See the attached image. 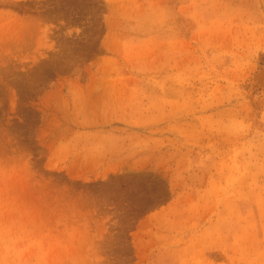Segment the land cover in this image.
<instances>
[{"label": "rangeland", "instance_id": "374dc122", "mask_svg": "<svg viewBox=\"0 0 264 264\" xmlns=\"http://www.w3.org/2000/svg\"><path fill=\"white\" fill-rule=\"evenodd\" d=\"M0 264H264V0H0Z\"/></svg>", "mask_w": 264, "mask_h": 264}]
</instances>
